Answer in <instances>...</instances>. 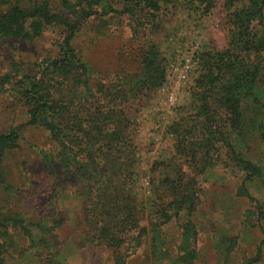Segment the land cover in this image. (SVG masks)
Here are the masks:
<instances>
[{
    "label": "rangeland",
    "instance_id": "rangeland-1",
    "mask_svg": "<svg viewBox=\"0 0 264 264\" xmlns=\"http://www.w3.org/2000/svg\"><path fill=\"white\" fill-rule=\"evenodd\" d=\"M44 1L75 26L71 47L93 70V85L137 74L148 42L164 60L166 81L174 63L189 60L191 71L174 106L167 105L159 89L122 103L133 126L139 222L119 241H105L99 232L85 241L79 182L84 156L61 149L42 128L27 125L20 96L24 79L41 75L67 32L48 26L30 41L0 39V134H17L16 147L3 153L0 165V217L8 220V235L1 239L3 264H264V222L255 215L258 204L264 209V86L241 91L239 126H228L221 135L230 141L233 156L223 141L215 143V154L202 159L175 155V137L169 134L170 126L188 112L203 56L233 45L237 16L248 0H194L191 9L176 4L162 8L148 24L144 16L134 21L122 14L124 0H106L88 18L80 13L81 0H67V8L61 0H0V14L11 5ZM262 15L251 23L258 50L264 42V11ZM76 96L74 104L91 110L106 103L100 94L78 91ZM234 157L248 161L254 175L241 173ZM170 163L179 171V191L194 194L193 212L176 208L175 215L167 208L170 199L159 186L160 173L170 170Z\"/></svg>",
    "mask_w": 264,
    "mask_h": 264
},
{
    "label": "trees",
    "instance_id": "trees-1",
    "mask_svg": "<svg viewBox=\"0 0 264 264\" xmlns=\"http://www.w3.org/2000/svg\"><path fill=\"white\" fill-rule=\"evenodd\" d=\"M124 2L126 6L122 14L134 21L144 16L146 24L164 7L181 4L191 9L194 4V0ZM105 3L106 0H81L80 13L88 18L94 8ZM61 5L67 8V0H61ZM263 7L264 0H248L237 16L233 45L223 52L203 56L188 112L169 128V134H173L176 141L175 155L176 152L185 157L197 154L202 159L215 154L214 145L220 141L227 143L228 154L234 155L230 141L221 138V135L227 133L228 126L234 127V130L239 126L238 100L241 91L264 86V42L260 43L261 50L254 46L251 28L253 21L262 20ZM48 26H59L67 33L59 45L57 57L47 62L41 75L25 78L21 84L20 96L27 108V125L42 128L61 149L72 152L76 149L84 156L85 165L79 181L82 183L85 212L84 240H92L94 232H99L105 241H119L118 238L136 229L141 210L133 192L136 174L135 148L130 136L132 121L120 107L143 92L152 93L159 89L166 81V65L156 45L148 42L140 54L137 74L131 77L116 75L110 85H93V70L71 47L75 26L70 25L69 17L62 12L54 13L45 1L29 7H7L0 14V39L30 41L39 37ZM65 91L67 95H64ZM78 91L91 97L100 94L101 100L106 103L104 106L94 104L92 110L79 103L74 104ZM16 142L15 132L0 134V165L3 153L14 149ZM234 161L236 168L245 176L254 175L248 161L238 157H234ZM168 166H171L170 170L163 169L160 173L163 175L159 186L170 199L167 208L175 215L176 208L178 211L185 208V211L193 212V192L179 191L181 187H176L179 171L172 163ZM242 195L251 199L246 192ZM255 215L264 222V209L259 204ZM7 222L0 217V264H3L4 253L1 239L8 235Z\"/></svg>",
    "mask_w": 264,
    "mask_h": 264
},
{
    "label": "built area",
    "instance_id": "built-area-1",
    "mask_svg": "<svg viewBox=\"0 0 264 264\" xmlns=\"http://www.w3.org/2000/svg\"><path fill=\"white\" fill-rule=\"evenodd\" d=\"M191 71V63L185 60L184 64L174 63L170 66L171 78L159 88V94L164 98L168 106H174L178 100V94L183 87L188 74Z\"/></svg>",
    "mask_w": 264,
    "mask_h": 264
}]
</instances>
